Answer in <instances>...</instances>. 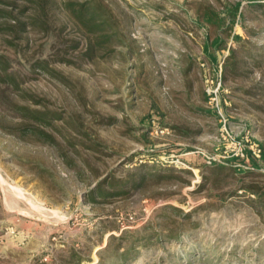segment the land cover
I'll return each instance as SVG.
<instances>
[{"label": "rangeland", "instance_id": "obj_1", "mask_svg": "<svg viewBox=\"0 0 264 264\" xmlns=\"http://www.w3.org/2000/svg\"><path fill=\"white\" fill-rule=\"evenodd\" d=\"M259 2L0 0L13 76L0 69V264H54L70 250L98 264L110 236L148 224L181 238L132 264H264ZM235 5L232 30L205 25L207 9L227 18ZM92 14L103 29L85 27ZM217 35L224 46L208 53ZM105 178L112 196L90 202Z\"/></svg>", "mask_w": 264, "mask_h": 264}, {"label": "trees", "instance_id": "obj_2", "mask_svg": "<svg viewBox=\"0 0 264 264\" xmlns=\"http://www.w3.org/2000/svg\"><path fill=\"white\" fill-rule=\"evenodd\" d=\"M257 7H259L263 13H264V2L256 3ZM88 12V9L85 5H82V7L79 10V17L86 18ZM240 13V5H235L230 9L227 13L226 17H221L220 14H217L212 9H207L205 11V19L203 20L205 25L208 27H217L219 29L226 28L228 30H232L234 25L236 24L237 16ZM93 15V14H92ZM97 15L91 16L89 19H87L85 23V27H87L91 32L93 31H99L104 28L105 20L100 21L96 18ZM224 39L221 37V35H217L213 40L210 41L208 39L206 43V50L208 53H210L211 49L220 50L224 46ZM235 50L231 49V54L228 57L227 64H229L231 61L235 58ZM216 59V58H214ZM235 65L237 64L236 61H234ZM227 68V66H226ZM0 69L4 70L6 72L8 77H13L11 74L7 73V66L6 61L3 58H0ZM33 116H35L38 120L44 121L49 118V114L46 113H40L35 111L33 112ZM264 157V155H263ZM248 159L253 163L255 167H259V161L258 158L252 155V153L249 152ZM175 173V171H174ZM173 173V174H174ZM109 184V178H105L102 181H100L95 189L91 192V195L89 196V200L92 203L96 202L97 197H101L105 201L112 196V193L106 188ZM125 184L120 183L119 187L122 189L121 192L124 191ZM171 209L173 213L178 214L183 212L174 207H166L164 210ZM190 216L187 215L185 219H189ZM163 220H165L164 224H167L170 221V217L167 215L162 217ZM178 221H174V224H177ZM162 226V225H161ZM118 230V229H117ZM181 233H175L174 231H170L169 233H157L154 226L148 224L145 227H143L140 230H128V231H122L120 236H110L109 237V243L107 247L101 251L98 252V255L100 256L99 263L98 264H107V261L109 259L114 260V264H132L133 262L137 261L139 258V255L142 252V249H151L154 248L159 242H167L172 240L173 242L176 240H180ZM85 263H93L92 259H85L79 255L78 252L75 250H70L68 253V256H63L60 261L54 263V264H85ZM43 264V263H40Z\"/></svg>", "mask_w": 264, "mask_h": 264}, {"label": "built area", "instance_id": "obj_3", "mask_svg": "<svg viewBox=\"0 0 264 264\" xmlns=\"http://www.w3.org/2000/svg\"><path fill=\"white\" fill-rule=\"evenodd\" d=\"M153 124H154V129L156 130V133H159L160 132L162 135H164V134H170L169 129H161L160 127H158V125L155 124V122ZM259 152H261V151H259ZM247 155H248V153H247ZM237 156L245 157L244 150L243 149H240V151L237 153ZM253 156H255L256 158H258L260 155L259 154L257 155V153H255V155H253ZM212 162L213 161L210 160V158H209V162L208 163L211 164Z\"/></svg>", "mask_w": 264, "mask_h": 264}]
</instances>
